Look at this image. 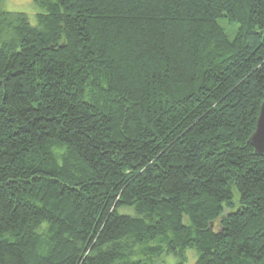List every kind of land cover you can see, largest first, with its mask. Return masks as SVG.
<instances>
[{"label":"trees","instance_id":"1","mask_svg":"<svg viewBox=\"0 0 264 264\" xmlns=\"http://www.w3.org/2000/svg\"><path fill=\"white\" fill-rule=\"evenodd\" d=\"M35 2L0 9V264H264V0Z\"/></svg>","mask_w":264,"mask_h":264},{"label":"rangeland","instance_id":"2","mask_svg":"<svg viewBox=\"0 0 264 264\" xmlns=\"http://www.w3.org/2000/svg\"><path fill=\"white\" fill-rule=\"evenodd\" d=\"M0 9L7 10V11H13V12H23L27 14L28 16L33 17L35 13L39 11V6L35 2V0H0ZM36 21V17L34 16L32 19V22ZM223 25L229 27L228 23L226 21L223 22ZM233 31V30H232ZM186 222L187 219H185ZM187 255V261L186 264H196V250L194 248H190L186 251ZM176 257H167L166 263L167 264H175L176 263Z\"/></svg>","mask_w":264,"mask_h":264},{"label":"water","instance_id":"3","mask_svg":"<svg viewBox=\"0 0 264 264\" xmlns=\"http://www.w3.org/2000/svg\"><path fill=\"white\" fill-rule=\"evenodd\" d=\"M262 136H264V101L261 104L257 118L256 129L250 136L249 142L255 149L257 155H264V148H261Z\"/></svg>","mask_w":264,"mask_h":264},{"label":"snow or ice","instance_id":"4","mask_svg":"<svg viewBox=\"0 0 264 264\" xmlns=\"http://www.w3.org/2000/svg\"><path fill=\"white\" fill-rule=\"evenodd\" d=\"M261 148H264V136H262Z\"/></svg>","mask_w":264,"mask_h":264}]
</instances>
